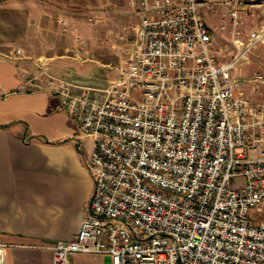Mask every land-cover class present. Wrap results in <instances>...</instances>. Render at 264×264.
I'll list each match as a JSON object with an SVG mask.
<instances>
[{
  "label": "built area",
  "instance_id": "2783aa9c",
  "mask_svg": "<svg viewBox=\"0 0 264 264\" xmlns=\"http://www.w3.org/2000/svg\"><path fill=\"white\" fill-rule=\"evenodd\" d=\"M128 1L140 20L113 80L44 77L92 141L86 212L72 239L48 247L51 264L77 253L108 264H264V225L249 219L264 201V104L232 76L264 29L235 39L239 50L223 63L197 0ZM228 16L241 24L237 8ZM246 81L264 84V73Z\"/></svg>",
  "mask_w": 264,
  "mask_h": 264
},
{
  "label": "crops",
  "instance_id": "0c3cea01",
  "mask_svg": "<svg viewBox=\"0 0 264 264\" xmlns=\"http://www.w3.org/2000/svg\"><path fill=\"white\" fill-rule=\"evenodd\" d=\"M197 1L199 11L203 0ZM109 3L112 0H0L2 264H51L48 247L72 239L86 212L93 182L85 161L92 141L80 133L78 120L68 116L44 77L60 67L56 61L74 60L56 54L69 48L56 43L60 23L70 24L78 11L108 14ZM201 17L213 35L211 52L219 62L231 61L222 60V54L229 44L234 46L235 38L222 31L216 19H207L204 9ZM240 35L247 38V33ZM235 53L234 48L228 55ZM259 66L246 58L232 71L238 89L253 105L264 104V89L256 97L246 81ZM249 219L264 225V201L250 211ZM68 264H108V258L77 253Z\"/></svg>",
  "mask_w": 264,
  "mask_h": 264
},
{
  "label": "rangeland",
  "instance_id": "374dc122",
  "mask_svg": "<svg viewBox=\"0 0 264 264\" xmlns=\"http://www.w3.org/2000/svg\"><path fill=\"white\" fill-rule=\"evenodd\" d=\"M232 1L233 4L220 6L216 4L215 0L201 2L207 19L212 21L216 19L218 27L220 26L222 31L225 30L232 37L233 32L248 34L251 30L264 29V0ZM107 8L108 14L105 15H97L98 10L91 13L78 11L79 15L75 16L70 24L60 23L62 24L61 37L56 39V43L67 44L69 48L67 51L65 50L66 52L59 51L56 54L67 55L74 60L60 59L56 61L60 67L50 72L53 77L92 87H102L107 81L116 77L117 69L125 62V50L133 39L134 28L139 23L140 13L137 3L132 1L130 4L128 0H112V3L107 4ZM232 8H237V14L241 21V24L236 27L232 26L228 16V12ZM203 9L198 11L199 14H203ZM240 36L238 37L240 38ZM238 37L233 38L237 39ZM238 40L243 43L246 41L241 38ZM234 48L239 50L229 44L228 49H224L222 54H226L227 57H223L222 60L232 59L236 53L233 56L228 53ZM263 50L264 39L247 52L244 58H247V62L253 59L258 66L261 65L258 68L254 67L256 71L248 75L247 79L256 73H264V59L260 58V53ZM244 59L241 58L237 61L234 67H239ZM249 84L252 87V93L259 97L261 89H264V84L255 82ZM240 182V180L233 181L232 187H236Z\"/></svg>",
  "mask_w": 264,
  "mask_h": 264
}]
</instances>
